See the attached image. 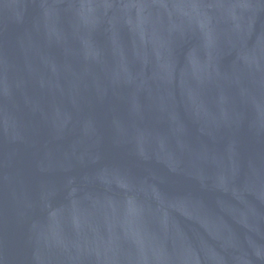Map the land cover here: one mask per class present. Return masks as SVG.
<instances>
[{
    "label": "water",
    "instance_id": "water-1",
    "mask_svg": "<svg viewBox=\"0 0 264 264\" xmlns=\"http://www.w3.org/2000/svg\"><path fill=\"white\" fill-rule=\"evenodd\" d=\"M0 264H264V0H0Z\"/></svg>",
    "mask_w": 264,
    "mask_h": 264
}]
</instances>
